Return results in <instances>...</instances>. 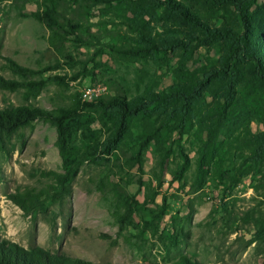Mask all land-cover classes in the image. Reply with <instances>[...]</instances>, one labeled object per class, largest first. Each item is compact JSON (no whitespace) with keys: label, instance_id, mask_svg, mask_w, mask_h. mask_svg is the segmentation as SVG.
Instances as JSON below:
<instances>
[{"label":"rangeland","instance_id":"1","mask_svg":"<svg viewBox=\"0 0 264 264\" xmlns=\"http://www.w3.org/2000/svg\"><path fill=\"white\" fill-rule=\"evenodd\" d=\"M244 1L0 0V77L24 81L12 60L39 72L29 81L45 82L29 100L23 90L0 88V110L52 111L73 97L85 102L91 89H100L97 100L152 104L127 119L117 146L109 140L117 112L80 113L84 132L74 143L88 161L69 196L30 214L8 195L43 188L39 173L61 170L58 131L36 120L13 135L0 151V243L95 264H173L182 256L264 264V0L246 21ZM53 5L83 25L62 55L30 17ZM239 40L244 60L234 58ZM204 153L208 166L197 180ZM106 177L133 202V227L121 230L112 217L114 198L96 185Z\"/></svg>","mask_w":264,"mask_h":264},{"label":"trees","instance_id":"2","mask_svg":"<svg viewBox=\"0 0 264 264\" xmlns=\"http://www.w3.org/2000/svg\"><path fill=\"white\" fill-rule=\"evenodd\" d=\"M96 2L99 0H89ZM257 0H245L238 3V8L242 13L244 21L247 19L249 8ZM57 5L50 6L44 12H34L30 15L33 19L41 23L48 30L47 42L56 54H64L71 36L79 35L83 30V25L71 19H66ZM242 41L235 45L234 58L238 60L246 59ZM10 68L18 77L24 79L23 82L15 80H6L0 77V88L10 92L19 90L24 91L26 100L37 98L45 87L42 80L29 81L39 72L30 68L22 67L16 62L10 60ZM184 97V113L187 112L188 98ZM96 107L100 112H117L118 129L109 137L113 145L117 146L124 137V130L127 127V119L136 117L139 114H147L152 107L151 102L139 98L135 102L128 101L126 98L117 96L109 97L106 100H96L84 102L80 98L73 99L62 107L52 111L35 108L30 106H19L15 108H5L0 110V151L6 150V144L13 135L21 129L30 126L36 120L50 123L57 127L58 138L56 146L62 159V168L60 171L43 170L39 177L46 181L43 188H24L8 195L16 206L25 214H30L43 209L46 201L51 203H60L65 197L71 194V185L78 177L81 168L88 161L87 151H82L75 146L74 139L79 133H83V123L80 120V113L90 108ZM95 108V109H96ZM140 156V154H139ZM206 154H202L198 164V177L202 178L207 162ZM142 170V164H140ZM115 169V168H113ZM120 174V182L124 181L123 167H117ZM97 189L101 193H109L114 198L112 217L119 225L121 230L134 226L135 208L133 202L128 199L124 189L118 182H114L110 177L100 178L97 183ZM136 204V202H135ZM0 264H95L88 260L72 258L66 255H55L42 248L32 250L25 249L16 243L3 241L0 243ZM155 264V263H151ZM173 264H201L187 256H182Z\"/></svg>","mask_w":264,"mask_h":264},{"label":"built area","instance_id":"3","mask_svg":"<svg viewBox=\"0 0 264 264\" xmlns=\"http://www.w3.org/2000/svg\"><path fill=\"white\" fill-rule=\"evenodd\" d=\"M100 89L96 90V89H91L88 90L84 93L85 95V101L86 102H92L94 100H97L101 95H100Z\"/></svg>","mask_w":264,"mask_h":264},{"label":"bare ground","instance_id":"4","mask_svg":"<svg viewBox=\"0 0 264 264\" xmlns=\"http://www.w3.org/2000/svg\"><path fill=\"white\" fill-rule=\"evenodd\" d=\"M84 99H85V95H83Z\"/></svg>","mask_w":264,"mask_h":264}]
</instances>
